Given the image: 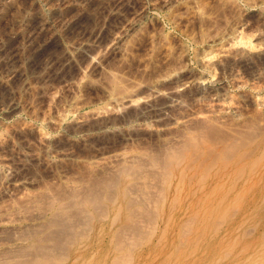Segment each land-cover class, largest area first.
<instances>
[{
    "label": "rangeland",
    "instance_id": "1",
    "mask_svg": "<svg viewBox=\"0 0 264 264\" xmlns=\"http://www.w3.org/2000/svg\"><path fill=\"white\" fill-rule=\"evenodd\" d=\"M0 135V264H264V0H0Z\"/></svg>",
    "mask_w": 264,
    "mask_h": 264
},
{
    "label": "bare ground",
    "instance_id": "2",
    "mask_svg": "<svg viewBox=\"0 0 264 264\" xmlns=\"http://www.w3.org/2000/svg\"><path fill=\"white\" fill-rule=\"evenodd\" d=\"M120 2V1H119ZM110 15V14H109ZM212 19V18H211ZM207 20V19H206ZM63 23V22H62ZM203 23V22H202ZM216 28V27H215ZM204 29V28H203ZM141 30V29H140ZM207 31H208V29H207ZM217 31V30H216ZM199 34V33H198ZM209 38V37H208ZM116 39V38H115ZM123 82V81H122ZM111 86H112V90H113V92L115 93V94H118V95H120V94H122V92L125 90L124 88H123V84H124V82H123V84L121 83V81L117 78V77H113V78H111ZM238 84H240V83H238ZM240 86V85H239ZM129 91V90H128ZM123 95V94H122ZM113 98V97H112ZM11 106V105H10ZM12 107V106H11ZM16 107H18V106H16ZM217 107L218 108H221V109H223L224 111L225 110H230V107H228L225 103H223V102H219L218 104H217ZM232 108V107H231ZM9 109V108H8ZM11 109V108H10ZM16 109V108H15ZM14 109V107H13V111L15 110ZM228 110V111H229ZM232 111V110H231ZM12 114V113H11ZM174 123L175 124H179V122H178V119L177 120H174ZM213 131V130H212ZM209 133V132H208ZM210 133H211V131H210ZM211 134H213V133H211ZM214 135V134H213ZM212 136V135H211ZM215 137V136H214ZM10 137H9V135H0V146H3L2 145V143H3V141L4 140H7V139H9ZM248 138V137H247ZM217 139V138H216ZM10 140V139H9ZM240 140V139H239ZM243 143V142H242ZM241 144V143H240ZM244 145V144H243ZM188 147V146H187ZM189 148V147H188ZM238 148V147H237ZM225 155V154H224ZM244 156V155H243ZM223 157V156H222ZM231 157V156H230ZM233 157V156H232ZM226 158V157H225ZM234 158V157H233ZM174 161V160H173ZM0 167L3 169V171L5 172V173H13V170L10 168V166H9V162H8V160L6 161H4L3 159L0 161ZM258 168V167H257ZM251 173V172H250ZM108 179H106V181H107ZM13 181H15V184L17 183V185H22V186H25V184H26V182L23 180H13ZM118 183V182H117ZM116 185V184H115ZM108 186V185H107ZM106 186V187H107ZM102 187V186H101ZM121 187V186H120ZM103 188H104V185H103ZM109 188H111V187H109ZM109 188H107V189H109ZM91 189V190H90ZM89 190H88V192H89V198L91 199V200H89L88 201V203L90 204V205H92V206H96V205H98L99 204V202L101 203V201H100V198L98 197V193H96V192H99V186L98 185H94L92 188H90ZM90 193H91V195H90ZM101 196H102V194H101ZM107 198V197H106ZM151 202V201H150ZM153 203V202H152ZM72 204V203H71ZM78 205V204H77ZM84 206V205H83ZM77 207V206H76ZM97 208H98V206H97ZM77 210V209H76ZM56 211V210H55ZM119 211V210H118ZM84 212V211H83ZM57 213V212H56ZM60 213V212H59ZM58 215H60V214H58ZM61 216V215H60ZM53 220H55V221H53V224H51L52 223V221H50V224L52 225H50L51 226V228L53 229V227L55 228H57V230L56 231H54L53 233H51V235H52V237H53V239H54V241L56 242H54L55 243V246L53 247V251H58V250H62L63 249V247H62V242H61V240H62V238H64V237H70V235L72 234L71 232H72V230L70 231V227H68L69 225H67V222H66V220H64L62 217L60 218V217H54L53 216ZM56 218V219H55ZM67 219H68V217H67ZM73 219V218H72ZM77 220H78V218H77ZM80 220V219H79ZM117 220V219H116ZM114 225V224H113ZM50 231H52V230H50ZM50 235V236H51ZM73 235V234H72ZM71 235V236H72ZM49 236V237H50ZM48 238V237H47ZM72 238V237H71ZM70 238V239H71ZM65 239H63L62 241H64ZM126 241V240H125ZM130 242V241H129ZM133 242V241H132ZM131 243V242H130ZM132 244V243H131ZM117 247V246H116ZM118 249H119V246H118ZM48 250V249H47ZM23 251V250H22ZM63 252V251H62ZM38 253V252H37ZM42 253V252H41ZM24 254V253H23ZM56 254V253H55ZM52 255V254H51ZM51 255H49V256H51ZM48 256V255H47ZM57 258V257H56ZM121 258V257H120ZM51 259H52V257H51ZM54 259V258H53ZM119 259V258H118ZM131 259H132V257H131ZM55 260V259H54ZM127 260H128V258H127ZM62 261V260H61ZM116 261V260H115ZM118 261V260H117ZM122 261V260H121ZM129 261V260H128ZM33 262V261H32ZM59 262V261H58ZM80 262V261H79ZM218 262V261H217ZM57 263V262H56ZM55 263V264H56ZM119 263V262H118ZM25 264H31V263H25ZM32 264H35V263H32ZM37 264H39V263H37ZM42 264V263H41ZM88 264V263H87ZM223 264V263H222Z\"/></svg>",
    "mask_w": 264,
    "mask_h": 264
}]
</instances>
